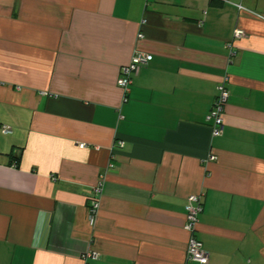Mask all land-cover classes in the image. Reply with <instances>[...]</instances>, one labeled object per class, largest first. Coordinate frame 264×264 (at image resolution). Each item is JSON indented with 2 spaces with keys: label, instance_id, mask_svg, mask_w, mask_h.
Listing matches in <instances>:
<instances>
[{
  "label": "crops",
  "instance_id": "obj_1",
  "mask_svg": "<svg viewBox=\"0 0 264 264\" xmlns=\"http://www.w3.org/2000/svg\"><path fill=\"white\" fill-rule=\"evenodd\" d=\"M257 15L264 0H0V264H189L195 193L208 264H264ZM136 50L153 60L125 102Z\"/></svg>",
  "mask_w": 264,
  "mask_h": 264
},
{
  "label": "built area",
  "instance_id": "obj_2",
  "mask_svg": "<svg viewBox=\"0 0 264 264\" xmlns=\"http://www.w3.org/2000/svg\"><path fill=\"white\" fill-rule=\"evenodd\" d=\"M229 1V0H225ZM238 9L242 10L244 7L241 4L237 5ZM261 19H264L263 15H257ZM235 36L241 38L244 36V31L237 29ZM143 36L140 34L139 38ZM153 60V55L144 53L140 50H136L131 62L122 68L120 77L117 81V85L124 92V101H127V96L130 92V87L133 84V78L139 73L142 67L146 66ZM230 92L225 84H221L218 87V95L212 107L211 113L208 116V120L212 122L213 136H221L224 132V113L225 107L229 100ZM4 134H12V129L8 126L3 127ZM119 146H122V142H118ZM82 148L86 147L85 144L80 145ZM214 159V157H212ZM113 167V166H112ZM96 196L92 199L89 207V221L93 225L100 211V198L99 194L102 191V183L100 182L95 187ZM186 221L184 224V230L189 234V241L187 246V262L197 264H208L210 261V255L204 248V244L196 237L197 226L199 223V217L203 212V194H192L186 200ZM86 259L98 260L100 258L99 253L90 252L85 255Z\"/></svg>",
  "mask_w": 264,
  "mask_h": 264
}]
</instances>
